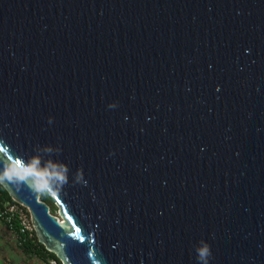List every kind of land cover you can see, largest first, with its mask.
<instances>
[{
  "label": "water",
  "instance_id": "obj_1",
  "mask_svg": "<svg viewBox=\"0 0 264 264\" xmlns=\"http://www.w3.org/2000/svg\"><path fill=\"white\" fill-rule=\"evenodd\" d=\"M0 187L60 264H264V0H0Z\"/></svg>",
  "mask_w": 264,
  "mask_h": 264
},
{
  "label": "built area",
  "instance_id": "obj_2",
  "mask_svg": "<svg viewBox=\"0 0 264 264\" xmlns=\"http://www.w3.org/2000/svg\"><path fill=\"white\" fill-rule=\"evenodd\" d=\"M0 222L17 247L26 242L31 244V246H35L38 243L27 210L21 205L13 201L0 204ZM43 262L44 264H60L57 259L50 257H45Z\"/></svg>",
  "mask_w": 264,
  "mask_h": 264
},
{
  "label": "clouds",
  "instance_id": "obj_3",
  "mask_svg": "<svg viewBox=\"0 0 264 264\" xmlns=\"http://www.w3.org/2000/svg\"><path fill=\"white\" fill-rule=\"evenodd\" d=\"M114 107V105H110ZM67 167L64 165L60 166L59 171L52 172H37L34 168L29 167L27 169L28 178L32 179L33 186L37 191H47L52 187L53 181L59 184H64L67 182ZM7 174V173H6ZM26 177L20 175L18 179L24 180ZM76 180L79 182L82 180V171L78 170L76 173ZM196 264H209L211 257L210 245L205 241L201 240L198 242V246L194 247Z\"/></svg>",
  "mask_w": 264,
  "mask_h": 264
},
{
  "label": "rangeland",
  "instance_id": "obj_4",
  "mask_svg": "<svg viewBox=\"0 0 264 264\" xmlns=\"http://www.w3.org/2000/svg\"><path fill=\"white\" fill-rule=\"evenodd\" d=\"M53 215L57 216V209L54 205H53ZM0 235H3L5 237L7 244L5 249H2L0 247V264H44L43 259L37 257L36 255H32V254L25 255L21 251L22 249L17 247L16 243L12 240L10 234L4 229L1 222H0ZM5 251L7 255L4 254Z\"/></svg>",
  "mask_w": 264,
  "mask_h": 264
},
{
  "label": "trees",
  "instance_id": "obj_5",
  "mask_svg": "<svg viewBox=\"0 0 264 264\" xmlns=\"http://www.w3.org/2000/svg\"><path fill=\"white\" fill-rule=\"evenodd\" d=\"M40 201L44 202L48 208H49V213L53 215V202L52 200L48 197V195L45 193V191H40V196H39ZM7 201H11L10 198L7 196V194L4 192V190L0 187V204L5 203ZM36 246V247H35ZM35 246H31L28 242L22 243L20 247V250L25 254H32L36 255L37 257L41 259H45V257H50V258H55L54 255L51 253H48L43 249V247L37 243ZM41 250V251H40ZM45 253V255H44ZM56 259V258H55Z\"/></svg>",
  "mask_w": 264,
  "mask_h": 264
},
{
  "label": "crops",
  "instance_id": "obj_6",
  "mask_svg": "<svg viewBox=\"0 0 264 264\" xmlns=\"http://www.w3.org/2000/svg\"><path fill=\"white\" fill-rule=\"evenodd\" d=\"M6 240H5V237L3 236V235H0V247L2 248V249H5L6 248ZM5 255H7L6 254V251H5V253H4ZM11 262H13V261H11Z\"/></svg>",
  "mask_w": 264,
  "mask_h": 264
},
{
  "label": "bare ground",
  "instance_id": "obj_7",
  "mask_svg": "<svg viewBox=\"0 0 264 264\" xmlns=\"http://www.w3.org/2000/svg\"><path fill=\"white\" fill-rule=\"evenodd\" d=\"M59 220V219H58ZM60 221V220H59Z\"/></svg>",
  "mask_w": 264,
  "mask_h": 264
},
{
  "label": "snow or ice",
  "instance_id": "obj_8",
  "mask_svg": "<svg viewBox=\"0 0 264 264\" xmlns=\"http://www.w3.org/2000/svg\"><path fill=\"white\" fill-rule=\"evenodd\" d=\"M17 163H19V162H17Z\"/></svg>",
  "mask_w": 264,
  "mask_h": 264
}]
</instances>
